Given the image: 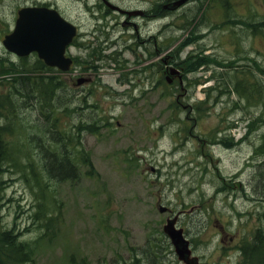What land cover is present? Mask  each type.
Segmentation results:
<instances>
[{
	"label": "rangeland",
	"instance_id": "1",
	"mask_svg": "<svg viewBox=\"0 0 264 264\" xmlns=\"http://www.w3.org/2000/svg\"><path fill=\"white\" fill-rule=\"evenodd\" d=\"M112 1L131 9L153 6L155 14L158 7L156 15L166 19L152 28L158 40L162 33L169 51L162 46L147 53L146 60L141 44L124 51L132 43L126 31L136 33L134 25L122 24L123 18L113 19L116 14L109 12L97 23L96 0H0V101L13 72L10 63L30 67L37 57L31 54L22 62L3 47V35L13 29L19 7H55L85 33L96 30L111 45L103 43L99 50L97 38L92 41L89 33L80 50L69 48L81 61L77 71H86L91 81L76 89L75 104L71 99L81 110L62 120L82 121L81 149L75 157L87 159L91 166H79L73 179L41 182L40 190L32 170L21 172L18 167L33 162L37 170V153L19 145L7 165L6 145L0 235L10 231L28 243L31 253L30 260L17 254L22 258L18 261L11 258V249L6 258L0 249V264H72V257L78 264L82 259L113 264L140 252L150 236L161 233L165 218L176 212H181L178 225L202 264H264V240L253 245L256 229L264 226L259 220L264 185L253 170L263 164L252 159L249 128L264 113V103L257 105V97L246 90L249 99L244 98V105L232 102L234 92L220 99L225 92L216 80L222 73L225 83L226 73L233 71L231 83H248L245 75L250 80L257 63L264 66L263 30L253 28L262 25L253 16L263 19L264 0H189L171 10L162 8L168 0ZM114 49L123 51L113 55L118 62L109 60ZM72 74V68L63 73L71 91ZM257 76L264 82V75ZM83 110L89 122L81 119ZM7 130L13 127L4 128L6 136ZM160 205L168 210L160 212ZM45 213H50L46 222Z\"/></svg>",
	"mask_w": 264,
	"mask_h": 264
},
{
	"label": "trees",
	"instance_id": "2",
	"mask_svg": "<svg viewBox=\"0 0 264 264\" xmlns=\"http://www.w3.org/2000/svg\"><path fill=\"white\" fill-rule=\"evenodd\" d=\"M262 15L263 19H260V15L253 16L254 19L262 23V25L254 26L253 28L255 31L263 30L262 35L264 37V12H262ZM114 54H110L112 55L111 60L118 62V59L113 56ZM105 56L109 55L105 54ZM20 59L23 62L26 58ZM34 61L35 64L30 67H18L17 62L10 63L11 71L13 72L7 77L8 88L0 101V114H2L5 103L7 105V125L10 124L13 127L12 131L7 130V165H10L9 155L17 152L19 145H23L26 151L37 153L38 155L34 154L40 164L37 170H35L33 162L18 164V167H20L21 172H26L27 168L32 170L35 175L36 185L41 190V182L47 185V180L49 182H59L65 179H73L78 175L79 166L85 165L88 167L91 164L87 159L78 160L75 157L76 151L81 149L79 135L82 130V121H71L68 124L71 115L76 114L79 107L71 105L73 94L63 79V73L55 68L46 66L38 58H35ZM255 63H257L256 59ZM217 64L224 65L225 63L218 62ZM263 67L257 63L255 70L251 71L252 75L250 76H252V79L250 80L245 75V80H248V83L242 81L231 83L233 71L226 73V81L224 83L221 73L219 79H216L217 82H222L218 88L225 92L220 99L225 96L229 98L234 92L237 94V98L232 102L241 101L243 103L244 98L249 99L247 93H254V97H257L255 99L258 101L257 105L264 103V82L262 78L257 76L264 75ZM246 71L247 68L242 72ZM234 107L236 108V105ZM84 112L86 110H83L81 119L89 122L84 118ZM245 115H247L246 111ZM62 116H67L69 119L66 121L62 120ZM90 116L94 119L93 114H90ZM40 122L43 123L42 126H39ZM60 122H63V127L59 126ZM262 125H264L263 112L251 121L249 128L253 134L251 142L253 144L254 160H259L260 162L258 161V163L263 164V168L253 171L256 173L257 180H262L264 185V129L259 132ZM2 131L3 129L0 126V173L3 170V163L6 158L5 138ZM254 131L256 132L254 133ZM259 214L261 215L260 220L264 221V211L260 210ZM43 215L46 222L50 213ZM2 234L4 235L2 241L7 248L11 249V258L13 260H22V258H18L17 254H19V257L28 255L27 258L30 260L31 249L26 241L18 239L10 231ZM263 237L264 226H260L256 229L253 237L254 247L258 245L256 243L263 240ZM0 249L1 252H5L3 247H0ZM6 255L2 256L4 258L8 257V251ZM70 262L78 264L73 257ZM81 264H89V262L82 259ZM113 264H178V261L172 253L170 242L161 232L150 236L147 244L141 248L140 252L132 254L128 259L120 257Z\"/></svg>",
	"mask_w": 264,
	"mask_h": 264
},
{
	"label": "water",
	"instance_id": "3",
	"mask_svg": "<svg viewBox=\"0 0 264 264\" xmlns=\"http://www.w3.org/2000/svg\"><path fill=\"white\" fill-rule=\"evenodd\" d=\"M185 1L177 0L171 3L169 8L175 9ZM141 12L135 10L128 14ZM76 34L77 27L55 8L26 5L17 10L14 28L4 35L2 43L8 51L18 56H26L35 51L46 64L67 70L72 60L65 56L66 46ZM164 210L165 207H160V211ZM175 222L176 217L167 218L163 232L170 238L178 259L185 264H198L197 257L191 256L189 241L184 238L183 230L176 228Z\"/></svg>",
	"mask_w": 264,
	"mask_h": 264
},
{
	"label": "flooded vegetation",
	"instance_id": "4",
	"mask_svg": "<svg viewBox=\"0 0 264 264\" xmlns=\"http://www.w3.org/2000/svg\"><path fill=\"white\" fill-rule=\"evenodd\" d=\"M145 15H147L146 13H145ZM148 15H151V13H148ZM152 15H153V13H152ZM135 19L136 18H131V17H126L125 18V20H123V22H122V24L123 23H127V24H132V25H134V27H135V29H136V38H137V42H136V44H137V46L138 45H142V47L144 48V52L147 54V53H151L152 52V54H154L155 53V34L154 33H149V32H147V35H146V37L145 38H143L142 37V39H140L141 38V36L139 35V34H137V28H136V21H135ZM142 29H144V28H142ZM149 29H151V27H148L147 28V30H149ZM199 29H200V27H199ZM199 34V33H198ZM200 36H202L201 35V32H200V34H199ZM79 36H80V34H79ZM78 36V37H79ZM83 42L84 41H79L78 40V38L77 39H74L73 40V42H72V47L76 50V49H78V50H80L81 49V46H83ZM148 43V44H147ZM132 45H134V42L132 43ZM152 45H153V47H154V49H147L146 47L148 46V47H152ZM128 47H132L131 45H128ZM76 66H77V57H76V55L75 54H72V67L73 68H76ZM75 75H80V76H78L77 78H79V77H81V76H84V75H82L81 73H77V72H75L74 73ZM76 78V79H77ZM91 81V80H90ZM152 83H154V82H152ZM82 87V86H81Z\"/></svg>",
	"mask_w": 264,
	"mask_h": 264
},
{
	"label": "bare ground",
	"instance_id": "5",
	"mask_svg": "<svg viewBox=\"0 0 264 264\" xmlns=\"http://www.w3.org/2000/svg\"><path fill=\"white\" fill-rule=\"evenodd\" d=\"M130 63V62H129ZM135 65V64H134Z\"/></svg>",
	"mask_w": 264,
	"mask_h": 264
}]
</instances>
